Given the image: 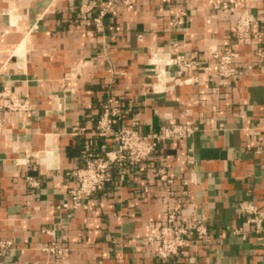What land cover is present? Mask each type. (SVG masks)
Listing matches in <instances>:
<instances>
[{
    "label": "crops",
    "instance_id": "obj_1",
    "mask_svg": "<svg viewBox=\"0 0 264 264\" xmlns=\"http://www.w3.org/2000/svg\"><path fill=\"white\" fill-rule=\"evenodd\" d=\"M91 1L0 0V92L30 105L0 109V242H11L0 264H262L264 218L258 230L240 206L264 217V0H245L262 20L260 38L245 41L234 35L238 12L215 7L227 0H131L102 30L97 9L80 16ZM211 47L238 53L236 77L204 81L203 67L217 66ZM178 55L200 62L182 76L196 83L173 80ZM109 98L118 124L141 134L176 124L183 136L160 141L86 208H63L82 155L103 153L94 127ZM172 211L206 223L211 238L161 260L157 230ZM52 243L60 254L45 251Z\"/></svg>",
    "mask_w": 264,
    "mask_h": 264
},
{
    "label": "built area",
    "instance_id": "obj_2",
    "mask_svg": "<svg viewBox=\"0 0 264 264\" xmlns=\"http://www.w3.org/2000/svg\"><path fill=\"white\" fill-rule=\"evenodd\" d=\"M177 0H160L164 5H170ZM121 3L129 9L133 8L131 0H93L83 2L80 5L79 12L83 19L90 18L93 10L97 9L99 15L93 18L98 30H102V18L105 16H115L117 6ZM245 0H227L216 5L217 9H234L238 12V18L234 26V35L239 40H248L251 38L259 39L262 35V20L251 14L246 9ZM185 15L183 11L175 14L170 25L176 26L182 23L181 16ZM111 30H117V27L110 26ZM209 58L217 64L216 68L210 66L203 67V79L205 82H214L219 77L223 79H232L238 75L234 65L238 58V53L228 49L221 51L217 47H211L208 51ZM257 57L260 63H264V47L257 50ZM169 64L178 68L176 76L173 78L179 85H190L196 83L198 78L183 79L185 70L200 66L197 58H187L184 55H178L171 59ZM163 72L156 75L155 89L164 82ZM114 81H111L112 84ZM0 99L5 102L0 105V109L6 112L23 113L30 109L27 100L14 98L4 89L0 92ZM121 110L114 104L113 98L107 99L102 103L100 115L94 127V134L101 139L102 154L98 155L88 151L82 155L84 165L72 172L75 184L69 191L70 204H64L63 208H86V201L98 192L105 191L114 184L116 177L121 176L123 170L128 166H136L151 157L158 149L159 143L166 139H176L183 136V129L176 124L170 128H165L162 133L141 134L134 127H127L118 124ZM4 122L0 119V126ZM190 132V129H186ZM240 211L250 216L251 223L258 230L262 229L263 213L252 204H241ZM211 238L209 226L201 220L184 222L181 219L179 211H172L167 214L164 224L158 227L157 240L158 245L156 254L161 260H168L173 257H183L186 248L191 242L208 243ZM11 242H0V248H6ZM50 253L60 254L61 251L52 243L45 248ZM264 264V255L262 256Z\"/></svg>",
    "mask_w": 264,
    "mask_h": 264
}]
</instances>
